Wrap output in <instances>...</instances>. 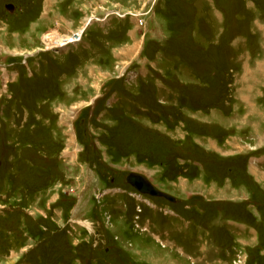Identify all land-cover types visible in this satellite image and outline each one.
<instances>
[{
    "label": "rangeland",
    "instance_id": "obj_1",
    "mask_svg": "<svg viewBox=\"0 0 264 264\" xmlns=\"http://www.w3.org/2000/svg\"><path fill=\"white\" fill-rule=\"evenodd\" d=\"M261 207L264 0H0V264H264Z\"/></svg>",
    "mask_w": 264,
    "mask_h": 264
},
{
    "label": "water",
    "instance_id": "obj_2",
    "mask_svg": "<svg viewBox=\"0 0 264 264\" xmlns=\"http://www.w3.org/2000/svg\"><path fill=\"white\" fill-rule=\"evenodd\" d=\"M8 7L13 8V5L9 4ZM126 181L128 184H130L133 188H135L139 193L143 195L162 197L171 202L177 201V198L174 195L161 190L150 179H148L146 175L142 173L130 172L127 175Z\"/></svg>",
    "mask_w": 264,
    "mask_h": 264
},
{
    "label": "bare ground",
    "instance_id": "obj_3",
    "mask_svg": "<svg viewBox=\"0 0 264 264\" xmlns=\"http://www.w3.org/2000/svg\"><path fill=\"white\" fill-rule=\"evenodd\" d=\"M67 44H69V43H67ZM66 43H64V44H62L61 46H52V47H54V48H58V47H62V46H65V45H67Z\"/></svg>",
    "mask_w": 264,
    "mask_h": 264
},
{
    "label": "built area",
    "instance_id": "obj_4",
    "mask_svg": "<svg viewBox=\"0 0 264 264\" xmlns=\"http://www.w3.org/2000/svg\"><path fill=\"white\" fill-rule=\"evenodd\" d=\"M75 40H76V39H75ZM70 41H71V43L73 42L71 39H70ZM236 260H239V261H240V260H241V257L239 256L238 259H236ZM236 260H235V261H236Z\"/></svg>",
    "mask_w": 264,
    "mask_h": 264
},
{
    "label": "trees",
    "instance_id": "obj_5",
    "mask_svg": "<svg viewBox=\"0 0 264 264\" xmlns=\"http://www.w3.org/2000/svg\"><path fill=\"white\" fill-rule=\"evenodd\" d=\"M261 211H264V209L261 207ZM256 255H254L253 257L251 256L252 259L255 258Z\"/></svg>",
    "mask_w": 264,
    "mask_h": 264
},
{
    "label": "crops",
    "instance_id": "obj_6",
    "mask_svg": "<svg viewBox=\"0 0 264 264\" xmlns=\"http://www.w3.org/2000/svg\"><path fill=\"white\" fill-rule=\"evenodd\" d=\"M236 220V219H235ZM241 220V219H240ZM240 220H238V221H240ZM241 222H243V221H241ZM258 234H259V232H258ZM261 236V235H260Z\"/></svg>",
    "mask_w": 264,
    "mask_h": 264
}]
</instances>
